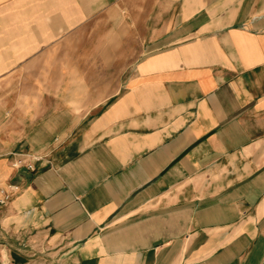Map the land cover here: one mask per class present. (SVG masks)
<instances>
[{
  "label": "crops",
  "instance_id": "crops-1",
  "mask_svg": "<svg viewBox=\"0 0 264 264\" xmlns=\"http://www.w3.org/2000/svg\"><path fill=\"white\" fill-rule=\"evenodd\" d=\"M0 264H264V0H0Z\"/></svg>",
  "mask_w": 264,
  "mask_h": 264
},
{
  "label": "built area",
  "instance_id": "built-area-1",
  "mask_svg": "<svg viewBox=\"0 0 264 264\" xmlns=\"http://www.w3.org/2000/svg\"><path fill=\"white\" fill-rule=\"evenodd\" d=\"M36 160L35 157H31L28 160L23 159V158H18L14 161V166L15 167H25L27 170H34L35 166H34V161ZM16 186H14L15 188ZM3 202V201H1Z\"/></svg>",
  "mask_w": 264,
  "mask_h": 264
}]
</instances>
